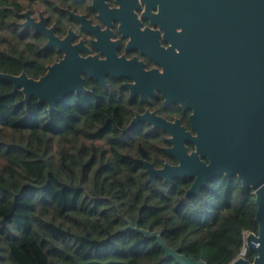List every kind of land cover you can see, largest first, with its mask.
Returning <instances> with one entry per match:
<instances>
[{
	"label": "trees",
	"instance_id": "1",
	"mask_svg": "<svg viewBox=\"0 0 264 264\" xmlns=\"http://www.w3.org/2000/svg\"><path fill=\"white\" fill-rule=\"evenodd\" d=\"M29 2L0 0V72L39 78L61 54L22 26ZM85 84L51 110L0 77V264H181L126 219L182 253L231 264L259 230L253 190L225 175L189 197L193 178L152 182L142 159L175 162L166 134L143 122L125 131L143 105L119 83Z\"/></svg>",
	"mask_w": 264,
	"mask_h": 264
},
{
	"label": "water",
	"instance_id": "2",
	"mask_svg": "<svg viewBox=\"0 0 264 264\" xmlns=\"http://www.w3.org/2000/svg\"><path fill=\"white\" fill-rule=\"evenodd\" d=\"M150 8L154 26L159 24L158 15L168 13L181 19L174 23L181 31L175 29L173 37L166 31L163 35L164 41L170 43L168 47L163 48L157 38L156 46L149 44L141 50L162 66V71L146 70L145 62L138 57L119 55L118 41L110 40L113 35L110 23L101 13L108 27L101 30L102 36L96 33L99 26L86 15H76L82 28L93 35L90 45L83 39L74 43L72 34L60 38L54 34V28L46 27L44 19L31 23L28 18L22 23L24 27L32 25L37 33L48 37L43 48L56 47L63 56L48 64L46 73L39 78L25 71L0 72V77L11 81L15 90L20 89L25 102L37 96L51 110L73 94L88 93L86 77L107 86L109 75L132 79L126 83L131 97L140 95L143 102H149L145 97L161 91L165 105L177 104L191 110V129L180 119L172 121L147 110L138 113L125 131L143 122L168 134L170 146L163 150L177 159L176 164L164 160V165L157 167L154 162L142 159L154 183L159 178L169 182L193 178L187 197L200 193L209 181L223 175L237 177L244 187L251 188L256 198L259 230L248 233L246 248L256 255L253 260L240 255L231 264H264V0H187L178 2L176 13L169 10L170 6L160 13H153ZM24 15L28 16L29 11ZM96 49L104 58L94 53ZM126 220L129 228L156 237L165 249V258L174 257L181 264H209L167 244L161 231L144 229Z\"/></svg>",
	"mask_w": 264,
	"mask_h": 264
},
{
	"label": "flooded vegetation",
	"instance_id": "3",
	"mask_svg": "<svg viewBox=\"0 0 264 264\" xmlns=\"http://www.w3.org/2000/svg\"><path fill=\"white\" fill-rule=\"evenodd\" d=\"M181 1L187 2V0H30V6L21 13V24L28 20V18L31 23L40 22L44 19L46 27L54 28V34L60 38H65L67 35L72 34L74 43L83 39L88 45H90V40L93 35L82 28V24L76 18V15H86V17L90 19L93 24L99 26L96 33L102 36L101 30L108 28L107 24L100 16V14L103 13L105 19H107L110 23L109 29L113 33L110 40L118 41V48H116V51L119 55L125 54L127 58L138 57L140 60L145 62L146 70L158 68L162 71L163 67L155 64L149 57L143 55L141 50L146 49L149 44L153 47L156 46L157 38L163 48L168 47L170 43L164 41L163 35L165 31L168 32L169 37L170 34L171 36L172 34L175 35V29L177 28L178 31H181L180 27H176L174 25L177 20L181 21V19L176 15L170 16L168 13L166 16L162 17L158 15L157 19L159 24L154 26L151 24V19L155 17H149L148 7L151 6L150 9L153 13H160V10L163 11L166 6H170L169 10L173 9V12L176 13L178 2L180 3ZM94 3L96 4V10L93 8ZM152 3L156 6H153ZM152 6L155 8H152ZM28 11L29 15H24V13ZM182 21L187 23L185 20ZM28 27L32 29L33 33H37L36 29L32 28V25H28ZM37 34L45 37L47 43V36L40 32ZM102 34L103 36H106L107 33L104 32ZM104 38L108 42V39L106 37ZM131 39H133L132 43L128 44ZM112 47L113 45L109 48L112 49ZM52 48H55L61 54V57L63 56V52L59 51L56 47ZM95 52L96 54L98 53L100 57L104 58V54L100 51L96 49L94 50V53ZM127 82H132V79L125 77L116 78L109 75L107 76V86L102 82L100 83H102L107 89H111V85H116L118 83L121 87L126 88L128 91V99L138 101L143 105L142 110H136L135 116L138 113H145L147 110L156 111L158 114L169 120L174 121L176 119H180L183 125H185L188 129H191L189 122V117L192 112L191 110H184L177 104L165 105V97L161 91H157V95L155 96L150 95L147 98L145 97V99H150L149 102H143L140 95L131 97L130 89L126 86ZM175 105L182 109V115L179 113H173V110H180V108L178 107L177 109ZM183 117H188V124L183 121ZM146 124L149 125L148 123ZM149 126L153 128L152 125ZM159 130L162 132L161 129ZM163 133H165L168 137L166 132L163 131ZM168 146H170V143L166 147ZM191 149H193V147ZM166 155L175 161L174 163L169 161L170 163H177V159L175 157L168 154ZM164 160L167 159L163 158V161Z\"/></svg>",
	"mask_w": 264,
	"mask_h": 264
},
{
	"label": "built area",
	"instance_id": "4",
	"mask_svg": "<svg viewBox=\"0 0 264 264\" xmlns=\"http://www.w3.org/2000/svg\"><path fill=\"white\" fill-rule=\"evenodd\" d=\"M248 235V234H247ZM246 235V236H247ZM246 251H247V248H246V246L243 248V251L241 252V254L240 255H246Z\"/></svg>",
	"mask_w": 264,
	"mask_h": 264
}]
</instances>
